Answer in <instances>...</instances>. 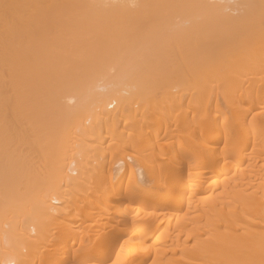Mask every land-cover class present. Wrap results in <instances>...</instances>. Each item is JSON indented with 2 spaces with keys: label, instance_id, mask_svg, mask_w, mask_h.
I'll list each match as a JSON object with an SVG mask.
<instances>
[{
  "label": "bare ground",
  "instance_id": "obj_1",
  "mask_svg": "<svg viewBox=\"0 0 264 264\" xmlns=\"http://www.w3.org/2000/svg\"><path fill=\"white\" fill-rule=\"evenodd\" d=\"M0 264H264V0H0Z\"/></svg>",
  "mask_w": 264,
  "mask_h": 264
}]
</instances>
